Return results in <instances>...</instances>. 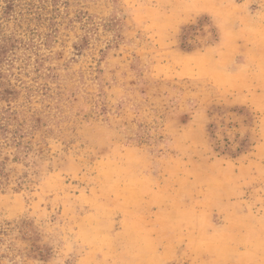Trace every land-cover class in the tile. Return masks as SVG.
<instances>
[{"label": "rangeland", "instance_id": "obj_1", "mask_svg": "<svg viewBox=\"0 0 264 264\" xmlns=\"http://www.w3.org/2000/svg\"><path fill=\"white\" fill-rule=\"evenodd\" d=\"M69 1L32 104L54 134L0 154V264H264L207 235L264 257V0Z\"/></svg>", "mask_w": 264, "mask_h": 264}, {"label": "trees", "instance_id": "obj_2", "mask_svg": "<svg viewBox=\"0 0 264 264\" xmlns=\"http://www.w3.org/2000/svg\"><path fill=\"white\" fill-rule=\"evenodd\" d=\"M23 1V10L18 11L19 0H0V102L7 103L6 107H0V154L12 145L21 154L29 155L32 142H26V138L41 133V141L46 144V137L54 134L47 130L49 122L43 120L42 113L33 109L32 104L37 93L45 89L39 83L45 61L40 51L51 49L56 42L64 20L70 17V1ZM68 22L72 24L74 20L70 18ZM43 27L48 31H41ZM85 42L86 39L83 43L87 46ZM32 65L35 77L30 74ZM13 158L15 162L20 159L16 154ZM8 186L6 163L0 161V191Z\"/></svg>", "mask_w": 264, "mask_h": 264}, {"label": "crops", "instance_id": "obj_3", "mask_svg": "<svg viewBox=\"0 0 264 264\" xmlns=\"http://www.w3.org/2000/svg\"><path fill=\"white\" fill-rule=\"evenodd\" d=\"M206 231V230H205ZM210 232V230H209ZM207 232V235L209 236H214V235H220L226 238H221L224 239L223 241H219V245L224 246L225 249L228 252L223 253V259H221L220 262H264V257L261 260L258 259H253V252L251 251V248H253L254 243H253V238L251 237L250 233H245L244 235L241 233V230L235 231L236 233H232L229 235L226 233V230H223L222 232H217V233H209ZM198 235L201 234L200 230L197 231ZM206 234L205 232H203ZM209 233V234H208ZM204 244V243H201ZM211 245L215 244H208L206 247L211 248ZM264 246V239L263 243L261 244ZM152 263V262H150Z\"/></svg>", "mask_w": 264, "mask_h": 264}]
</instances>
